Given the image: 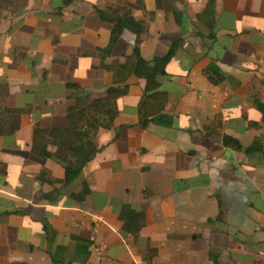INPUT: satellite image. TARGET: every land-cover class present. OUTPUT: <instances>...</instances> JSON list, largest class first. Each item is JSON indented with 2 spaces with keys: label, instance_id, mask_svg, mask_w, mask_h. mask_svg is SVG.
Returning a JSON list of instances; mask_svg holds the SVG:
<instances>
[{
  "label": "crops",
  "instance_id": "obj_1",
  "mask_svg": "<svg viewBox=\"0 0 264 264\" xmlns=\"http://www.w3.org/2000/svg\"><path fill=\"white\" fill-rule=\"evenodd\" d=\"M99 11L143 24L145 60L182 43L161 78L165 101H150L162 111L141 126L147 82L130 75L112 128L95 135L94 159L66 184L57 140L37 142V132H64L77 102L119 86L109 67L137 39L125 30L105 54L114 26ZM257 102L264 0H0V264H264ZM128 208L144 214L139 231L125 228Z\"/></svg>",
  "mask_w": 264,
  "mask_h": 264
},
{
  "label": "trees",
  "instance_id": "obj_2",
  "mask_svg": "<svg viewBox=\"0 0 264 264\" xmlns=\"http://www.w3.org/2000/svg\"><path fill=\"white\" fill-rule=\"evenodd\" d=\"M101 19L110 21L113 24L112 37L109 47L104 50V53L109 55L120 40L125 30L136 35L137 39L132 51V56L127 59L124 64H113L109 67L113 73V81L115 87H111L107 96L104 99L92 100L88 97L81 102H77L71 109L68 119V126L64 132L52 131L44 132L38 131L36 135L37 142L44 134L54 135V145L58 147L55 155L62 161L67 163L66 167V184L71 183L77 179L82 173L85 166L90 163L96 154L94 145V138L100 128L110 129L113 126L114 120L118 114L117 100L126 95L128 86L127 80L130 75L145 79L147 87L145 90V99H143L139 113L141 116L140 124L143 128H147L150 119L162 111L164 104L160 103L158 106L150 105V101H165L163 93L159 92L161 88V78L167 75L166 68L173 56L176 54L181 40H176L169 53L164 57H155L152 60H145L140 52V35L144 31L143 24L135 21L132 15L128 12L124 17H118L113 20H107L103 12H98ZM209 9L203 13V16L209 14ZM202 17V15H201ZM209 79L213 83L216 81L215 74L207 72ZM218 79L224 78L218 75ZM68 87H73L68 85ZM78 88V86H74ZM258 109L264 113V106L257 102ZM146 106H148L146 108ZM147 109V110H146ZM145 110V111H144ZM100 115V116H99ZM224 145L241 150V144L231 137H224ZM37 153L41 156H51L49 153L40 149V145L35 146ZM121 219L125 221V228L129 232H136L140 230V226L144 221V214L128 208L121 214Z\"/></svg>",
  "mask_w": 264,
  "mask_h": 264
},
{
  "label": "built area",
  "instance_id": "obj_3",
  "mask_svg": "<svg viewBox=\"0 0 264 264\" xmlns=\"http://www.w3.org/2000/svg\"><path fill=\"white\" fill-rule=\"evenodd\" d=\"M91 242L94 245L95 250L97 251V253L99 254V256L106 260V261H110L111 259L107 256V246L105 244H98L97 243V237L95 235H93L91 237Z\"/></svg>",
  "mask_w": 264,
  "mask_h": 264
}]
</instances>
